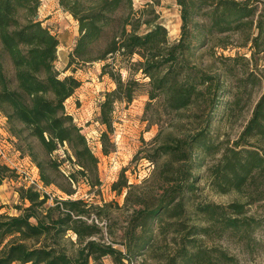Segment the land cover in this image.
<instances>
[{
	"label": "trees",
	"instance_id": "trees-1",
	"mask_svg": "<svg viewBox=\"0 0 264 264\" xmlns=\"http://www.w3.org/2000/svg\"><path fill=\"white\" fill-rule=\"evenodd\" d=\"M59 2L78 23L68 69L100 62L101 76L115 84L114 90L103 94L99 105L98 121L106 128L100 136L104 155L114 151L116 105L132 104L142 92L149 98L146 115L154 110L153 124L159 123L158 105L163 109L160 112L178 117L198 108L203 117L199 115L200 127L192 133L169 135L152 155L144 157L158 166L156 189L133 201L123 235L125 251L116 248L117 242L105 239L111 226L102 222L111 205L75 198L81 183L91 188L90 195L94 190L99 194L102 186L99 159L65 107L82 83L72 75L61 78L55 67L60 41L37 18L41 0H0V112L21 155L38 168L43 186L62 193L52 198L44 189H19L20 200L28 205L17 206L18 215L0 213V264H106V259L111 264H136L138 257L153 251L156 237L167 240L168 232L172 239L167 246L170 242L181 246L168 256V264H193L196 259L208 263L209 252L197 239L207 227L196 225L189 230L182 220L188 194L196 190L193 171L204 166L206 158L221 154L208 168L211 185L218 193H243L251 184L264 185V93L239 138L232 144L216 141L210 126L222 92L220 80L191 66L187 56L215 37L252 29L258 7L254 0H177L181 36L172 43L168 30L159 23L148 22L151 27L147 32H137L132 0ZM121 11L128 15L118 18ZM257 28L263 32L262 20ZM109 29L111 36L100 47ZM259 39H254L256 48ZM6 59L13 77L6 70ZM60 150L63 155L54 157ZM65 163L72 169L64 170ZM126 171L120 172L111 189L117 196L125 191L128 203L134 185ZM15 173L0 161V187ZM262 199L228 207L206 204L198 206V211L207 222H220L225 229L247 234L260 225L246 217L248 206ZM175 218L178 221H173Z\"/></svg>",
	"mask_w": 264,
	"mask_h": 264
},
{
	"label": "rangeland",
	"instance_id": "rangeland-1",
	"mask_svg": "<svg viewBox=\"0 0 264 264\" xmlns=\"http://www.w3.org/2000/svg\"><path fill=\"white\" fill-rule=\"evenodd\" d=\"M132 1L134 12L132 19L139 26L138 33L143 34L148 31L151 27L146 24L148 22L159 23L168 30L172 43L179 41L182 21L177 0ZM254 2L258 7V14L252 18L254 22L252 29L215 37L206 47L194 48L187 56L191 66L198 67L220 80L222 92L210 126L211 135L219 142L232 144L239 138L252 116L256 103L264 93V30L260 33L257 28L260 20L264 22V0H254ZM57 10H59L60 17L53 22H47L48 19L56 17ZM127 15L128 11H121L117 17ZM37 18L42 25L44 24L43 27L63 41V45L58 48V59L55 63L57 71L61 73V78L72 75L82 83L75 94L66 101L65 107L67 113L82 129L90 148L99 159L98 169L102 182L99 194L96 193L97 190H94L90 195L91 188L81 183L76 188L75 198L88 200L99 206L111 205L107 209L110 220L106 216L102 219L103 224L111 226V234H105V239L109 242H117L116 248L125 251L122 245L123 235L132 214L133 201L144 193L155 192L156 189L158 166L144 157L152 155L153 151L169 135L182 137V133L189 134L199 128L201 123L199 115L203 117V114L198 112L197 108L185 111L181 114L182 116L178 117L176 114L160 112L163 109L158 105L159 123L153 124L150 119L155 115L154 110L146 115V104L149 98L142 92L132 104L119 103L116 105L112 134L114 151L109 155H104L100 136L106 128L98 121L99 105L103 100V94L114 90L115 84L109 77L101 76L103 63L100 62L74 65L68 69L69 54L78 34L73 37L74 19L60 6L59 0H41ZM111 34V30H107L100 47L105 45ZM257 37L260 39L256 48L254 39ZM5 67L9 76L13 77L8 59L5 60ZM123 75L126 76L124 71ZM1 124L0 119V147L4 149L6 155L2 162L12 169L17 167L19 170H16L17 174L15 173L12 179L5 181L0 187V207H3L0 213L14 216L19 214L17 206L28 205L27 202L20 200L19 189L22 186L29 187L30 179L39 177V170L34 164L37 174L36 170L35 172L32 170L30 163L32 160L21 155L17 147L18 141L8 131H5ZM62 155L63 152L60 150L54 154V157ZM220 157L221 154L206 158L204 166L195 168L193 171L197 178L196 190L193 194H188L186 214L182 216V220L189 230L196 225L207 227V232L197 236V239L200 247L207 250L211 257L208 263L197 262L196 259L193 264H264V185L251 184L243 193L235 191L227 194L218 193L211 185L208 168L213 166ZM63 169L69 171L72 168L65 163ZM122 170H127L125 174L129 183L134 185L131 200L128 203L125 201V191L121 196H117L111 189ZM40 184L41 189H44L52 198L62 195L55 187H44L41 181ZM261 197H263L261 201L248 206L246 214L247 218L255 219L260 225L253 226L247 234L238 233L231 228L225 229L220 222H207L206 216L198 211V206L201 205L213 204L228 207L233 203H248ZM178 219L175 218L173 221H178ZM169 234L168 232L167 240L164 236H157L153 251L148 250L138 257L135 263L168 264V256L174 255L181 247L173 242L169 243V247L167 246L168 241L172 239ZM155 235H158L156 231ZM175 237L179 239L180 234H176ZM71 253H74V248H71ZM105 263L111 264L110 259H106Z\"/></svg>",
	"mask_w": 264,
	"mask_h": 264
},
{
	"label": "crops",
	"instance_id": "crops-1",
	"mask_svg": "<svg viewBox=\"0 0 264 264\" xmlns=\"http://www.w3.org/2000/svg\"><path fill=\"white\" fill-rule=\"evenodd\" d=\"M58 8H59V5H58ZM58 13V14H57ZM58 17H60V14H59V10H57V12H56V17L54 16L53 18H51V19H48L47 20V22H53L54 20H56ZM73 28H72V30H74V34H73V37H76L77 36V34H78V24L75 22V20L73 21ZM44 25V24H43ZM58 37V36H57ZM58 39H59V41H60V45H63V41L58 37ZM75 42V40L73 41V43ZM0 119H1V122H2V126L4 127V130L5 131H7L6 130V126H7V122H6V118L2 115V113L0 112ZM28 158H26V160H27ZM31 163V165H32V167H35L34 165H33V163L32 162H30ZM36 168V167H35ZM34 172H35V170H34Z\"/></svg>",
	"mask_w": 264,
	"mask_h": 264
},
{
	"label": "built area",
	"instance_id": "built-area-1",
	"mask_svg": "<svg viewBox=\"0 0 264 264\" xmlns=\"http://www.w3.org/2000/svg\"><path fill=\"white\" fill-rule=\"evenodd\" d=\"M5 158H6L5 151H4V149L2 147H0V161L2 162L3 160H5ZM13 170L16 171V170H19V169L17 167H15V169H13ZM32 170H36V168L32 167ZM36 174H37V170H36ZM30 186H33V187H35L37 189H41L42 187H41V184H40L39 177L36 176V177L31 178L30 179Z\"/></svg>",
	"mask_w": 264,
	"mask_h": 264
}]
</instances>
